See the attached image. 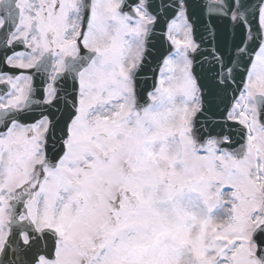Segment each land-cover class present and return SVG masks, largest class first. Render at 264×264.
Returning a JSON list of instances; mask_svg holds the SVG:
<instances>
[{"label": "snow or ice", "instance_id": "obj_1", "mask_svg": "<svg viewBox=\"0 0 264 264\" xmlns=\"http://www.w3.org/2000/svg\"><path fill=\"white\" fill-rule=\"evenodd\" d=\"M0 264H264V0H0Z\"/></svg>", "mask_w": 264, "mask_h": 264}]
</instances>
